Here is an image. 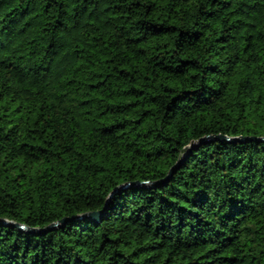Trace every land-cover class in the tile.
Listing matches in <instances>:
<instances>
[{
  "label": "trees",
  "instance_id": "obj_1",
  "mask_svg": "<svg viewBox=\"0 0 264 264\" xmlns=\"http://www.w3.org/2000/svg\"><path fill=\"white\" fill-rule=\"evenodd\" d=\"M218 134L264 137V0H0V264H264Z\"/></svg>",
  "mask_w": 264,
  "mask_h": 264
},
{
  "label": "water",
  "instance_id": "obj_2",
  "mask_svg": "<svg viewBox=\"0 0 264 264\" xmlns=\"http://www.w3.org/2000/svg\"><path fill=\"white\" fill-rule=\"evenodd\" d=\"M213 139H226L228 141H236V140H240V141H243V140H264V137H255V136H250V137H238V138H235V137H230V136H226V135H221V134H218L216 136H212ZM178 166V162L176 164H174L168 171V174L166 176V178H169L176 170ZM158 181L156 182H148L150 183L151 187L155 186L157 184ZM143 183V182H141ZM84 216H90V217H93V218H97L99 216V212H89V213H86L84 214ZM65 221V219H61L59 221H56V222H53L51 224H49L48 226H46L45 228H38V227H29L25 224H20V223H15L14 225L18 226L19 228H22V229H25L29 232H32V233H38V232H45V231H50L52 230L53 228L57 227L59 224L63 223ZM0 222H3L5 224L9 223L7 220H3V219H0Z\"/></svg>",
  "mask_w": 264,
  "mask_h": 264
}]
</instances>
